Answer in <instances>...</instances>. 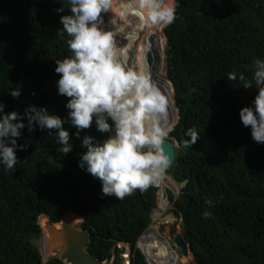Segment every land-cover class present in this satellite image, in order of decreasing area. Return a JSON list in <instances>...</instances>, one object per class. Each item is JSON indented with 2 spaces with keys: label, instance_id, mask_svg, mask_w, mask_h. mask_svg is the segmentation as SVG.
Here are the masks:
<instances>
[{
  "label": "trees",
  "instance_id": "1",
  "mask_svg": "<svg viewBox=\"0 0 264 264\" xmlns=\"http://www.w3.org/2000/svg\"><path fill=\"white\" fill-rule=\"evenodd\" d=\"M57 7L60 0H0V102L5 113H22L31 103L66 117L68 98L57 93L54 59L70 54L56 35L59 17L68 10L58 13ZM176 11L174 23L160 30L166 37L162 86L172 93V128L178 119L173 96L179 110V122L169 134L179 150L168 171L177 182L188 179L182 192L189 203L175 200L171 192L169 200L182 219L195 264H264V143L252 140L238 114L257 90L226 78L229 71H243L253 57L264 58V0H178ZM160 31L148 27L139 43ZM17 87L20 95L13 98L10 90ZM168 90L161 88L170 98ZM62 126L70 136L75 131ZM187 128L199 133L190 148L183 143ZM85 134L106 135L94 126L80 133ZM169 142L176 155L175 141ZM17 143L27 146L16 151L14 169L5 173L0 166V264H66L59 257L43 262L34 240L42 235L41 220L48 221L44 215L57 230L69 226L66 220L59 223L63 217L72 226L84 219L87 252L99 261L114 257L113 264H121L125 248L119 245L134 252L151 224L156 188L175 192L165 177L156 188L137 190L123 200L101 196L99 180L78 167L79 138H72L73 150L66 155L56 151L55 139L46 131L24 129ZM204 211L210 212L207 218ZM174 221L170 214L164 222ZM43 235L41 249L50 255L52 239ZM131 260L145 264L139 251Z\"/></svg>",
  "mask_w": 264,
  "mask_h": 264
},
{
  "label": "clouds",
  "instance_id": "2",
  "mask_svg": "<svg viewBox=\"0 0 264 264\" xmlns=\"http://www.w3.org/2000/svg\"><path fill=\"white\" fill-rule=\"evenodd\" d=\"M177 7L178 0H60V7L55 11H68L59 17L61 27L56 35L65 40L70 54L54 59V72L59 74L57 93L68 98L64 105L66 117L50 114L46 107L31 103L22 113L15 110L5 113L0 102V166L3 171L14 169L19 161L16 151L27 146L17 143L22 130L29 133L39 130L54 137L56 151L63 155L73 150L72 138H79L83 151L77 154L78 167L99 180L101 196L123 200L137 190L144 193L160 185L174 165L164 148L167 137L177 142L169 136L173 130L169 120L171 102L147 70L130 62L129 46L132 34L140 27L163 30L174 23ZM246 73H250V78ZM226 78L239 80L244 88L254 86L257 90L251 104L241 107L238 114L243 126L250 128L252 140L264 143V58L253 57L243 71H229ZM10 95L18 97L20 89L11 88ZM64 124L75 128L71 136ZM93 126L106 135L102 139L89 134L81 137L82 130ZM184 135L183 143L187 148L199 137L194 128H187ZM159 196L157 194V201ZM164 197L169 200L167 191ZM171 203L174 206V202ZM172 214L176 217L172 226L178 227L179 218L174 210ZM201 215L207 218L210 212L204 211ZM150 219L151 224L139 238L134 252H127L130 264L136 251L143 256L145 264H150L139 246V241L153 225L152 211ZM179 220L182 227V219ZM170 232L175 250L171 251L170 244L166 245L173 258L176 252L182 255L174 239L184 236V231L174 234L172 228ZM122 246L125 250L130 248Z\"/></svg>",
  "mask_w": 264,
  "mask_h": 264
},
{
  "label": "rangeland",
  "instance_id": "3",
  "mask_svg": "<svg viewBox=\"0 0 264 264\" xmlns=\"http://www.w3.org/2000/svg\"><path fill=\"white\" fill-rule=\"evenodd\" d=\"M143 35L144 34H139L137 37H133L132 38V41H131L130 46H129V57L132 56V52H131L132 47L135 46V45H137L139 43V41L142 39V36ZM167 49L168 48L166 47V56H167ZM156 53H159L158 56H160V60H161V58L163 57L165 51H163V49H160V50L157 49ZM161 63H162V69H163V62L161 61ZM165 66H166V58H165ZM163 73H164V71H163ZM154 75H155V73H154ZM161 77H162V80H163V74L161 75ZM163 83H164V80H163V82H159L157 84L160 85V88H163V89L168 90L166 88V85H163L162 86ZM171 115H172V113H171ZM175 143H176L177 152H178L179 145H178L177 142H175ZM166 179H167L168 182L171 183V185L174 184V182L172 181L171 177L169 176V173H167ZM175 191L177 192V186L176 185H175ZM162 192H158L157 193L158 196H159V194H162ZM168 192H171L173 194V196L175 197L179 193V190H178V193L177 194L172 189H167V194H168ZM160 202H161V204H160ZM158 204H160V210L157 211L158 212V215L154 219V222L157 221V220H160V223L159 224H153L152 227H156L157 228V231H158L159 236L161 238L155 232H153L151 230V227H150V229L148 230V234L146 236H144L139 241L140 248L143 246L146 249L149 258L152 261V264H158V262H162L163 264H176L175 262H172L171 263V261H174V260L177 261L179 264H194L193 258H192V260H193V262H192V260L190 259V257L188 255L187 256H182V255H179L178 252H176L174 254V257L173 258L169 255L170 252H169L168 247L166 245L167 243L166 242H163L164 240H162V239L163 238H166V235L169 233V231L172 228H173V230L176 229L178 233H182V230L183 229L181 227V221L179 219L177 220L178 227H175L174 226L176 224H174L172 226L173 223H165L164 222L166 220V218L169 217V215H170L169 210L171 209V203L165 202L163 199H162V201H161V199H159ZM163 206H165V207H163ZM164 209L166 210V212H164ZM65 220L69 222V226H72V223H71V220H70L69 217H66V219H64V217H63L62 221L59 222V223H61V225H62V223L65 222ZM76 222H74V224H73L72 227H75L77 230L82 231V229H83V221H81L78 225H77ZM38 223H39V221H38ZM41 224H42V226L39 223V225H40V227L42 229V235L41 236H43V234L46 233L48 235L49 239H52L53 236H54L53 235L54 232H51V234L49 233L48 225H47V220L42 219L41 220ZM164 224H167V225L165 226ZM161 225H163V226L161 227V229L159 231V228H160ZM44 226H45V229H44ZM54 229L57 230L55 224H54ZM34 241H35L36 244L38 243V239H35ZM121 247L123 248L122 245H121ZM51 252L52 253L50 255H45L44 252H43L42 259H44L46 261H48L49 259H51L53 257H59V258L62 259V256H61V254L59 252H55V250L54 251H51ZM126 252H131V249L130 248H126ZM182 257H185L186 258V261H183L182 260ZM113 258L114 257H112V259L110 260V263L111 264L114 261Z\"/></svg>",
  "mask_w": 264,
  "mask_h": 264
},
{
  "label": "water",
  "instance_id": "4",
  "mask_svg": "<svg viewBox=\"0 0 264 264\" xmlns=\"http://www.w3.org/2000/svg\"><path fill=\"white\" fill-rule=\"evenodd\" d=\"M149 41L152 42L153 38L150 37ZM166 44H167V40H166ZM147 60H148V63H150L151 65L152 59L150 55L147 56ZM174 105L177 109L176 112L178 115V119L175 124L176 126L179 120V110H178V107L175 101H174ZM175 126L172 129H174ZM164 148L166 152L170 150L167 144H165ZM167 154H169L170 158H172V161L174 163L177 158V152H176V155L174 156H173V152H168ZM169 176L172 178L174 183L178 186L179 193L177 194V196H175V200H179L184 205H188L189 198L185 196L184 193L182 192L183 188L189 182L188 179L182 182H177L171 174ZM44 216L48 218L47 225H48L49 233L51 234V232H54L58 236L57 244H56L57 251L55 252H59L61 254L62 260L66 264H108L107 262H102V261L95 259L87 252V245L90 241V236L86 231H84V229H82V231H79L75 227L68 226L63 223L64 224L63 228L59 230H55L54 222L51 221L48 215H44ZM82 221L84 223V219H82ZM174 243L176 244L178 248H180L182 255H187V253L189 252V248H188L187 242L185 241L184 236H177L174 239ZM43 262H47V261L43 259Z\"/></svg>",
  "mask_w": 264,
  "mask_h": 264
},
{
  "label": "bare ground",
  "instance_id": "5",
  "mask_svg": "<svg viewBox=\"0 0 264 264\" xmlns=\"http://www.w3.org/2000/svg\"><path fill=\"white\" fill-rule=\"evenodd\" d=\"M146 27H140L139 28V30L138 31H141V30H143V29H145ZM160 31V30H159ZM136 33L137 32H134L133 34H132V37H134V36H136ZM154 40L152 41V42H150V41H147V42H145V45H147V44H152L154 47V49H155V51H157V49L158 50H160V49H163V51H165V36H164V34L160 31V32H156L154 35H153V37H152ZM149 40V39H148ZM146 41V40H145ZM137 46L138 45H135V46H133L132 47V50H131V52H132V56H130V62L132 63V64H134L136 67H141V65L142 64H144L143 66H145V68H146V63H145V60L143 59V56H142V54H141V52H139L138 51V49H137ZM144 47V46H143ZM143 50H144V52H145V55H150V57H151V59H154V61L152 60V68H154V73H155V75H151L152 76V78L157 82V83H159V82H163V80H162V77H161V75L163 74V69H162V63H161V61H162V58H161V60H160V56H158L159 55V53H156V55H155V53H154V51L152 52V51H148V48L146 47V48H143ZM155 56V57H154ZM143 62V63H142ZM155 62V63H154ZM154 63V64H153ZM142 66V67H143ZM170 92V91H169ZM171 93V92H170ZM171 99H172V93H171V95H170V102H171ZM172 106V105H171ZM171 111H170V113H169V120H170V122H171V124H172V121H173V116H174V113H173V116L171 115ZM165 144H167L168 145V147L170 148V150H168L167 151V153L168 152H172V150H173V145L171 144V142L169 143V140L167 139V140H165V143H164V146H165ZM169 155V154H168ZM173 156H174V154H173ZM172 159V158H171ZM172 179V178H171ZM167 180V179H166ZM173 181V180H172ZM168 182V181H167ZM174 182V181H173ZM169 184H171L170 182H168ZM173 185H176L175 183L173 184ZM177 186V185H176ZM158 189H159V187H158ZM163 191V192H162ZM166 191H167V189L166 188H161L160 189V192H162V195H164L165 193H166ZM176 192V191H175ZM178 193V186H177V192H176V194ZM161 199V201H162V199L165 201V202H168L165 198H160ZM160 204H161V202H160ZM160 204H159V209L157 210V211H159L160 210ZM163 207H165V206H163ZM164 212H166V210L164 209ZM170 214H172V213H170ZM68 215H71V213H68ZM158 215V213L156 214V216ZM173 215V214H172ZM156 216L154 217V219L156 218ZM173 217L176 219V217L173 215ZM154 219H153V221H154ZM160 223V220H157V221H155V224H159ZM54 224H56V223H54ZM151 230L153 231V232H155L158 236H159V233H158V231H157V228L156 227H152L151 226ZM54 236H53V238H52V241L51 242H49L48 243V250H50V251H57V247H56V244H57V239H58V236L54 233L53 234ZM151 236V235H150ZM160 237V236H159ZM150 238V237H149ZM161 238V237H160ZM43 239V237H39L38 238V247H39V249H40V252H41V255H43V251H42V249H41V240ZM142 248V247H141ZM142 250H143V252L146 254V256H147V258H148V260H149V262H150V264H151V260H150V258H149V256H148V254L145 252V250L142 248ZM187 255L190 257V255H189V253H187ZM187 255H182V256H187ZM190 259H191V257H190ZM182 260L183 261H186V258L185 257H182ZM193 262V261H192Z\"/></svg>",
  "mask_w": 264,
  "mask_h": 264
},
{
  "label": "flooded vegetation",
  "instance_id": "6",
  "mask_svg": "<svg viewBox=\"0 0 264 264\" xmlns=\"http://www.w3.org/2000/svg\"><path fill=\"white\" fill-rule=\"evenodd\" d=\"M146 30H147V27L145 28V29H143V30H141V31H138L137 33H136V36H134V37H137L139 34H144L145 32H146ZM133 38V37H132ZM147 41H149V40H146V41H142V42H140V43H138L137 45V49H138V51L139 52H141V54H142V56H143V59L145 60V63H146V68H145V66H143L144 64H142L141 65V69H144V70H147L149 73H150V75H154V68H152V63H151V65H150V63H148V60H147V56L148 55H145V52H144V50H143V48H148V51L150 50V51H154V53H155V55H156V51H155V49L153 48V45L152 44H147V45H145V42H147ZM144 46V47H143ZM155 57V56H154ZM153 61H154V59H152ZM143 63V62H142ZM155 63V62H154ZM153 63V64H154ZM143 66V67H142ZM167 139L169 140V138L167 137ZM177 233V230L175 229L174 230V234H176ZM162 240H164L163 242H166L167 241V244H170L169 245V247H170V250L171 251H174L175 250V248H174V246H173V238H172V233L169 231V233L166 235V238H163Z\"/></svg>",
  "mask_w": 264,
  "mask_h": 264
},
{
  "label": "built area",
  "instance_id": "7",
  "mask_svg": "<svg viewBox=\"0 0 264 264\" xmlns=\"http://www.w3.org/2000/svg\"><path fill=\"white\" fill-rule=\"evenodd\" d=\"M165 198V199H167V197H164L163 195H160L159 196V198H158V201H157V208L159 209V204H158V202H159V199L160 198ZM167 201L169 202V203H171L168 199H167ZM157 209V210H158ZM156 210V209H155ZM155 210L152 212V214L155 212ZM173 210H174V206H173V204L171 203V209L169 210V213H173ZM153 224H155V222L153 221ZM161 226H163V225H161ZM160 226V227H161ZM120 248H122L121 247V245L119 246ZM129 254L126 252V250L123 252V254L121 255V259H122V264H130V259H129Z\"/></svg>",
  "mask_w": 264,
  "mask_h": 264
}]
</instances>
